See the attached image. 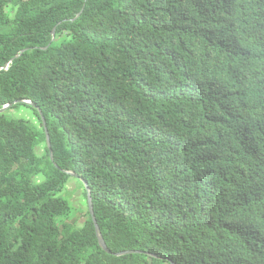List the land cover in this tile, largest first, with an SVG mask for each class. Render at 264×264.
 I'll use <instances>...</instances> for the list:
<instances>
[{
  "label": "trees",
  "instance_id": "16d2710c",
  "mask_svg": "<svg viewBox=\"0 0 264 264\" xmlns=\"http://www.w3.org/2000/svg\"><path fill=\"white\" fill-rule=\"evenodd\" d=\"M18 101L55 161L0 114V264H264V0H0Z\"/></svg>",
  "mask_w": 264,
  "mask_h": 264
},
{
  "label": "rangeland",
  "instance_id": "374dc122",
  "mask_svg": "<svg viewBox=\"0 0 264 264\" xmlns=\"http://www.w3.org/2000/svg\"><path fill=\"white\" fill-rule=\"evenodd\" d=\"M8 116L15 120H27L37 126H40V123L35 116L34 112L27 108H22L20 110H12L9 112ZM44 146L38 149V154L43 155L44 153ZM44 180V177H38L35 179V182L41 183ZM60 197L65 198L68 200L73 208L71 217L73 218L74 222L77 225L82 226L86 221V213L89 210L88 198L86 196V188L84 183L72 177L69 183L66 186V189L63 193L59 195Z\"/></svg>",
  "mask_w": 264,
  "mask_h": 264
},
{
  "label": "water",
  "instance_id": "95a60500",
  "mask_svg": "<svg viewBox=\"0 0 264 264\" xmlns=\"http://www.w3.org/2000/svg\"><path fill=\"white\" fill-rule=\"evenodd\" d=\"M81 14L82 13H80L77 18H79L81 16ZM53 35L56 36L55 31L53 32ZM26 51L27 50H24L22 53H24ZM18 57H20V55ZM23 103L24 104L31 105L34 108H37V106L35 104H33L32 102H30V101H18V102L14 103V104H10V105L5 106L3 109L0 110V114L6 113L14 105L23 104ZM38 110H39V114H40L41 119H42V122H43V126H44L45 131H46L47 143H48V147L50 149L51 160L55 161L54 160L53 151H52V145H51L50 135H49V132L47 130V122H46V119L44 117L43 112L40 109H38ZM68 174L71 175V176H73V177H75V178H77V179H79V180H81L84 183V185H85V188H86V191H87V194H88L89 211L91 213V216L93 218V222H94L95 227H96V233H97V237H98V240H99V243H100L101 248L106 253H108L109 255H115L116 257H121V256H125V255H130V254H142V252H140V251H127V252H122V253H117V254L112 253V251L108 248V246H107V244H106V242H105V240L103 238V235L101 233L100 227H99V225L97 223V220H96V217H95L91 188H89L88 183L85 182L83 179H81L79 175H77V174H75L73 172H68Z\"/></svg>",
  "mask_w": 264,
  "mask_h": 264
}]
</instances>
